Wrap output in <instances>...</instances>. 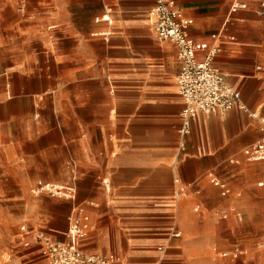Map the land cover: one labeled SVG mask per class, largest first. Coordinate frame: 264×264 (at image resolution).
<instances>
[{
  "label": "crops",
  "instance_id": "obj_1",
  "mask_svg": "<svg viewBox=\"0 0 264 264\" xmlns=\"http://www.w3.org/2000/svg\"><path fill=\"white\" fill-rule=\"evenodd\" d=\"M99 1L102 9L95 22H114L113 31L91 35L102 36L103 66L114 71V83L104 90L115 93L98 104V114L74 112L55 93L60 85L48 75L0 73V149L12 180L65 183L66 165L74 160L77 202L89 203L86 210L94 226L80 243L86 253L113 254L120 264H251L241 257L246 250L231 241V222L239 226L244 216L234 202L242 196L236 187H252L255 193L261 189L254 187L255 179L264 187L259 185L264 160L247 162L241 153L262 137L264 81L256 76L264 73V61L254 35L258 22H264L261 0H175L174 8L192 19L190 37L220 45L215 63L248 108L225 115L199 113L183 135L176 47L156 36V45L151 42L149 31L155 33L149 11L156 0ZM236 1L247 7L233 11ZM140 44L145 47L141 53ZM64 53L54 60L66 64L68 74L87 69L83 54L74 48ZM139 69L141 77H128ZM209 173L227 182L233 193L222 196ZM180 186L186 193L178 194ZM233 205L242 218L233 211L222 218V211ZM58 219L50 226L58 234L47 233L63 241L60 233L67 222ZM29 246L25 254L35 258L37 243L32 239ZM215 249L218 257L210 255ZM235 249L240 251L236 256Z\"/></svg>",
  "mask_w": 264,
  "mask_h": 264
},
{
  "label": "rangeland",
  "instance_id": "obj_2",
  "mask_svg": "<svg viewBox=\"0 0 264 264\" xmlns=\"http://www.w3.org/2000/svg\"><path fill=\"white\" fill-rule=\"evenodd\" d=\"M106 8L109 9L108 6ZM101 9L99 0H0V73L23 71L31 77L48 75L52 82L60 85L55 93L74 112L82 115L89 109L98 114V104L106 97L110 98L104 86L114 83L111 75L114 71L103 66L100 55L103 51L102 36L91 35L97 31H113L114 22L111 26L106 21L95 22ZM101 23L108 26H100ZM258 24L260 27L254 35L259 43L260 61L263 62L264 22ZM149 32L153 37L151 42L156 45L155 35ZM142 47L140 44V53ZM72 48L83 54L87 63V69H80L76 74H68L66 64L57 65L54 60V56H62ZM201 56L197 54V60H201ZM141 72L142 69L133 70V75L128 77H141ZM256 78L264 81V73H259ZM173 80L175 82V77ZM132 85L128 83L126 86ZM114 93H111L112 97ZM12 179L4 152L0 149V264H46L39 245L34 246L37 253L36 250L31 252L35 253V258L25 254L28 246L21 244L23 237L19 226L27 224L33 231L39 229L54 233L50 226L58 223V218L66 219L72 201L46 194L33 195L30 189L37 179L30 181L26 178L22 184ZM260 180L255 179L254 187L261 188L255 193L252 187H236L242 196L234 202L243 209L244 216L239 226L231 222L234 231L231 241L246 250L247 253L241 257L247 256L251 264L264 263V187L257 186ZM60 235L65 238L64 233ZM216 251L210 255L218 257ZM123 260L126 263L127 260Z\"/></svg>",
  "mask_w": 264,
  "mask_h": 264
},
{
  "label": "built area",
  "instance_id": "obj_3",
  "mask_svg": "<svg viewBox=\"0 0 264 264\" xmlns=\"http://www.w3.org/2000/svg\"><path fill=\"white\" fill-rule=\"evenodd\" d=\"M175 0H156V5L149 11L151 26L155 36L160 42H170L176 47L177 58L180 62V70L176 76L178 93L183 100V108L180 112V133L186 134L190 130L191 119L199 113L225 115L233 108L248 111L238 91L227 81L226 76L215 63L216 55L221 51L218 43L196 41L190 37L188 30L192 19L187 17L181 9L174 8ZM247 4L236 1L231 9L246 8ZM264 12V0L260 1L259 13ZM205 52L201 60H197V54ZM260 69V66H257ZM252 116L257 117L254 113ZM260 119V140L242 150V155L247 162L264 160V118ZM232 163H238V158H232ZM68 181L65 183L44 181L37 179L30 191L35 196L46 194L50 197H60L71 200L72 205L66 217L67 229L65 240L58 241L43 230L33 231L31 226L22 224L19 233L24 246H29L33 239L39 245L46 264H120L113 254H90L83 251L80 243L88 236L94 226L91 222L86 206L89 203L77 202L78 171L76 162L69 160L66 165ZM210 183L220 190L222 196L233 193L227 182L221 180L212 173L206 174ZM179 180L176 179V182ZM264 181V180H263ZM264 182H260L262 185ZM186 193L185 187H178V194ZM240 195V194H237ZM235 212L238 219L242 214L233 205L228 210L222 211L221 217L226 218L229 212ZM174 235H178L176 232ZM25 238V240H24ZM29 239V240H28ZM161 250V247L158 248ZM240 251L234 250L236 256ZM162 264V263H160Z\"/></svg>",
  "mask_w": 264,
  "mask_h": 264
}]
</instances>
